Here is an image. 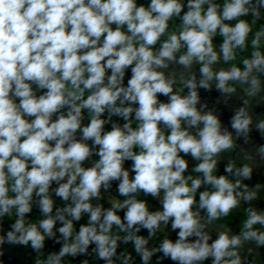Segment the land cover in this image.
<instances>
[{
	"label": "clouds",
	"instance_id": "9594fccd",
	"mask_svg": "<svg viewBox=\"0 0 264 264\" xmlns=\"http://www.w3.org/2000/svg\"><path fill=\"white\" fill-rule=\"evenodd\" d=\"M262 12L264 0H0V221L14 211L0 245L40 252L54 239L61 247L43 264L90 247L104 264H135L118 253L121 243L140 264L158 253L173 264H242L244 242L264 246L255 227L264 229V211L252 207L239 234L205 231L257 191L243 183L252 178L247 163L229 161L226 174H215L236 146L233 132L250 140L248 100L233 110L229 131L199 96L213 85L225 100L237 86L247 97L261 92L264 27L253 32V24ZM250 36V56L230 63ZM221 62L230 67L216 68ZM176 65L179 78L166 71ZM256 129L264 138V120ZM256 153L264 159V145ZM186 157L196 175L186 174ZM113 182L123 199L94 204ZM141 194L160 208L150 210ZM34 205L42 218L31 221ZM169 226L175 239L150 248Z\"/></svg>",
	"mask_w": 264,
	"mask_h": 264
},
{
	"label": "flooded vegetation",
	"instance_id": "af4514ba",
	"mask_svg": "<svg viewBox=\"0 0 264 264\" xmlns=\"http://www.w3.org/2000/svg\"><path fill=\"white\" fill-rule=\"evenodd\" d=\"M149 0H138V3H148ZM250 22L252 20L251 15L246 17ZM179 23L178 21L176 22ZM264 27V12H262V18L257 20L255 24H253V32L259 30L260 28ZM214 45L219 51V45L221 40L219 37L214 39ZM249 47L243 51L239 52L237 55V59L234 62L237 66L241 65V61L251 54V36L249 37ZM216 68H228L230 64H221L216 65ZM166 71H175L177 73V77L179 78L181 68L180 66H171L169 70ZM193 71L197 73V78L199 79V66L194 65ZM130 78V72L125 77V83H127V79ZM179 86V84H178ZM261 92L255 97H247L245 96L244 91L240 86H237L236 93L232 95L230 99L225 100L223 96L215 89L213 85L211 91H205L204 89H199V96L200 102L202 104L207 105L208 110L214 111L220 118L221 123L224 127L228 128L229 131H233L230 126V118L234 114V109L242 106V101L244 99L248 100V109L249 113L252 116V125H251V132H250V140L248 143L244 142V139L241 137L236 139L235 133L233 132V138L235 140V148L231 152L222 153L218 162L217 172L215 174H226L224 172L225 166L228 164L229 161H234L236 167H241L244 163L249 164V166L253 169L252 178L250 180H244L243 183L249 186V189H255L257 191V198L250 203L241 202L240 206L236 209H233L232 212L227 217H221L216 222L224 225L225 227L231 229L232 231L239 234L242 230L243 221L247 218V211L249 207L255 208L257 211H264V159H261L260 156L256 153V148L260 145H264V138H262L261 133L256 129V124L262 120H264V76L261 77ZM187 93V89H184V94ZM162 100L166 99L165 97H160ZM114 121L119 123H123L119 117H113ZM110 128V126H107ZM250 157V159H245V157ZM189 160V170L186 174H193L191 172L192 166L194 165L195 161H192L190 157H186ZM129 166H131V162H126ZM196 175V174H193ZM232 178V177H230ZM258 186V187H257ZM117 183L113 182L112 188L108 192H104L108 196L112 198L123 199V197H119L116 191ZM103 192V191H102ZM141 199H146L148 201V205L150 210H158L160 208V203L158 199L149 197H144L143 194L140 196ZM198 199V196H197ZM109 204L108 201H105ZM204 214V212H201ZM170 227V226H169ZM257 229H261L259 225L255 226ZM212 238H216L218 233L211 228L207 227L205 229ZM254 242V241H252ZM255 243V242H254ZM264 249V246H261ZM240 250L245 254H252L262 262L264 259L260 257L258 254L249 251L245 247H241ZM43 255V251L39 252V255ZM243 264V263H242Z\"/></svg>",
	"mask_w": 264,
	"mask_h": 264
},
{
	"label": "water",
	"instance_id": "95a60500",
	"mask_svg": "<svg viewBox=\"0 0 264 264\" xmlns=\"http://www.w3.org/2000/svg\"><path fill=\"white\" fill-rule=\"evenodd\" d=\"M85 123H87V120H85ZM125 167L130 169V166L127 163L125 164ZM130 175H132V173H130ZM203 215L204 214L201 213V216ZM0 223H2V232H0V235H3L10 230L11 226L4 218H2ZM208 227L217 233L228 229L231 234H237L236 232L216 221ZM242 246L247 248L249 251L258 254L264 259V249L261 246H257L256 243L246 241ZM239 253L243 264H264V262L250 253L245 254L240 249ZM38 260L41 262V264H43L44 261L40 258V256L36 255L29 246L8 243L0 245V264H37Z\"/></svg>",
	"mask_w": 264,
	"mask_h": 264
},
{
	"label": "trees",
	"instance_id": "16d2710c",
	"mask_svg": "<svg viewBox=\"0 0 264 264\" xmlns=\"http://www.w3.org/2000/svg\"><path fill=\"white\" fill-rule=\"evenodd\" d=\"M97 203H102V204H104L105 207H109L110 206V203L108 204V203H106L103 200H100ZM120 214L122 215V213H120ZM4 219L10 224V226H11L12 223H14V218L12 216H5ZM84 222H86V215H85V218L80 221V223H84ZM59 226L60 225L57 224V228ZM76 228L78 230L79 224L76 225ZM54 231H55V229H54ZM114 231H115V229H114ZM140 234L147 236V231L146 230H142V232ZM120 235L122 236L123 233H120ZM165 236H168L169 238H171L173 240L175 239V236H173V235H171V234H169V233H167V232H165L163 230L162 231H158L156 236L153 237L150 240L149 247L150 248L151 247H158L159 243L161 242V240ZM56 237L59 238V233L58 232L56 233ZM29 247H30V245H29ZM60 247H61V244L55 243L54 239H46L45 247L41 250V251H43V255H40V258L44 261L48 254H50L52 252H58ZM92 247H94V246H92ZM120 251L130 252L132 254V256H133L135 264H140V259H139L138 256H136V254L132 250L131 244L124 245V244L121 243L120 247L118 248V253ZM33 252L36 255H39V252H36L34 250H33ZM158 257L160 258V264H173V262L170 261L169 259L163 258L162 254H160V253H158L156 256H153L151 264H156ZM85 260L88 261V264H104V261L98 260L95 257V254L92 252V248L91 247L89 248L87 255H80V256H77V257H65L64 258V264H81V262L85 261ZM205 264H210V261H206Z\"/></svg>",
	"mask_w": 264,
	"mask_h": 264
},
{
	"label": "rangeland",
	"instance_id": "374dc122",
	"mask_svg": "<svg viewBox=\"0 0 264 264\" xmlns=\"http://www.w3.org/2000/svg\"><path fill=\"white\" fill-rule=\"evenodd\" d=\"M101 195H102V200L103 201H108L110 203V201L112 199L111 196H108L104 192H102ZM54 199L56 201V205L57 206H61V201L59 200V198L54 197ZM97 202L96 201H93L94 204L97 203ZM13 215H14V213H13ZM40 218H42V217H41L38 209L34 205L33 212L30 214V216L28 217V219L31 220V221H35V220H39ZM163 231H165V232H167V233H169V234H171L173 236H176V233L170 231V227L169 228H163Z\"/></svg>",
	"mask_w": 264,
	"mask_h": 264
},
{
	"label": "crops",
	"instance_id": "0c3cea01",
	"mask_svg": "<svg viewBox=\"0 0 264 264\" xmlns=\"http://www.w3.org/2000/svg\"><path fill=\"white\" fill-rule=\"evenodd\" d=\"M13 213H14V211H13ZM12 217L14 218V215L12 214Z\"/></svg>",
	"mask_w": 264,
	"mask_h": 264
}]
</instances>
